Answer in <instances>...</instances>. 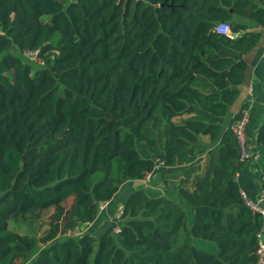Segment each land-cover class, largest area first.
Returning a JSON list of instances; mask_svg holds the SVG:
<instances>
[{"label": "trees", "instance_id": "obj_1", "mask_svg": "<svg viewBox=\"0 0 264 264\" xmlns=\"http://www.w3.org/2000/svg\"><path fill=\"white\" fill-rule=\"evenodd\" d=\"M263 31L264 0H0V264H255L262 220L235 180L247 163L230 132L216 156L200 137H219L211 120L242 95ZM156 160L181 174L175 194L134 190L119 233L65 235ZM70 198L62 237L23 251L22 223Z\"/></svg>", "mask_w": 264, "mask_h": 264}, {"label": "crops", "instance_id": "obj_2", "mask_svg": "<svg viewBox=\"0 0 264 264\" xmlns=\"http://www.w3.org/2000/svg\"><path fill=\"white\" fill-rule=\"evenodd\" d=\"M236 21L242 24H247L246 20L237 17ZM254 29L257 28L255 24H251ZM264 32V31H263ZM247 63V81L241 87L242 95L232 107L228 114L223 118H212L211 122L220 125L221 132L217 139L211 141L208 136L200 137V144L208 149L214 156L217 155L218 145L223 133L229 132V124L235 113L244 105L247 104L249 108V124L246 129V135L250 142L256 145L258 129L264 119V38L261 43L256 46L244 57ZM256 153L258 159L247 163L242 170L235 176L240 191H243L250 199H256L258 193V180L264 175V147L256 145ZM149 156L144 151V157ZM205 159V158H204ZM161 168H157L152 172V177L149 182L153 185H145L142 180L128 181L120 187L114 197L107 203L103 211L98 213L94 222L82 225L85 232L89 231L94 236L110 231L113 232L114 227L118 221L114 220L117 212L122 209V204L126 200L128 194L134 190H144L150 195H171L176 192L172 185L176 186L182 179L179 177L178 181L173 179L171 174L161 177ZM162 171V170H161ZM177 183L175 184V182ZM173 182V183H172ZM181 203L184 201L181 200ZM264 208V205H263ZM261 239L264 242V216H261ZM112 227V231L110 229Z\"/></svg>", "mask_w": 264, "mask_h": 264}, {"label": "built area", "instance_id": "obj_3", "mask_svg": "<svg viewBox=\"0 0 264 264\" xmlns=\"http://www.w3.org/2000/svg\"><path fill=\"white\" fill-rule=\"evenodd\" d=\"M215 32L220 35H226L230 38L234 37V34L231 31L230 24L227 22H220L214 28ZM40 50H24L20 52L21 56L28 62L35 63L38 65H43V61L40 57ZM249 124V108L242 107L239 109L235 115L232 117V120L229 124V132L232 134L235 139V144L238 150V162L241 163H250L258 159L256 153L255 145L250 142L246 135V129ZM163 165L161 162L156 160L155 170L161 168ZM152 173L144 174L142 181L144 183H149ZM241 198L245 206L250 209L253 213L264 216V175L261 176L258 180V193L256 199H250L243 191H240ZM108 202H102L98 205V212L103 211ZM122 216V209H120L114 217L115 221H120ZM120 231V226L116 225L113 229V233L117 234ZM85 233L83 226L75 227L66 232V236L70 237H80ZM258 246L255 251V264H264V242L261 239V233L257 235Z\"/></svg>", "mask_w": 264, "mask_h": 264}, {"label": "rangeland", "instance_id": "obj_4", "mask_svg": "<svg viewBox=\"0 0 264 264\" xmlns=\"http://www.w3.org/2000/svg\"><path fill=\"white\" fill-rule=\"evenodd\" d=\"M48 17H43V20H47ZM236 21V20H235ZM143 149H140L141 155L144 157ZM172 178L176 179L178 181L181 174L179 173L177 176L172 174ZM175 182V184L177 183ZM173 183V182H172ZM145 185L151 186L153 185L152 182H149ZM73 204V198L68 199L65 202H62L57 208H50L47 211L43 212L36 223L33 224L35 227L34 230L31 229V226H29L28 222L22 223V227L18 232L21 233H27L29 236H32L35 238V241H33L31 244H28L27 242L22 241L19 238V235L16 234L14 237V240H16L20 246V248L23 251L31 252L33 255L36 254L41 247L49 244L50 242L62 237L63 235V226H64V216L67 210L71 208ZM186 211L188 212L189 209L186 208ZM120 221H118V224L120 226ZM112 231V227H110ZM197 247L206 250L207 252L216 253V248L212 245L198 241ZM16 264H23L22 260H17Z\"/></svg>", "mask_w": 264, "mask_h": 264}]
</instances>
